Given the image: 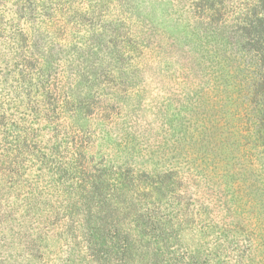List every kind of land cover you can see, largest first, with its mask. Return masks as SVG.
<instances>
[{
    "label": "rangeland",
    "instance_id": "374dc122",
    "mask_svg": "<svg viewBox=\"0 0 264 264\" xmlns=\"http://www.w3.org/2000/svg\"><path fill=\"white\" fill-rule=\"evenodd\" d=\"M120 1L29 0L19 18L15 0H0L11 61L0 75V264H264V239L249 249L247 227L229 229L223 211L226 182L264 173L251 128L264 136V87L234 54L204 51L242 40L232 0L221 1L225 47L205 38V0ZM18 29L57 59L54 98L31 93L45 100L37 108L15 100ZM71 70L63 90L78 93L55 108Z\"/></svg>",
    "mask_w": 264,
    "mask_h": 264
},
{
    "label": "trees",
    "instance_id": "16d2710c",
    "mask_svg": "<svg viewBox=\"0 0 264 264\" xmlns=\"http://www.w3.org/2000/svg\"><path fill=\"white\" fill-rule=\"evenodd\" d=\"M221 1L225 2V0H205L206 4L202 15L205 14L206 17H201L207 18L208 22L206 24L208 27L214 24V26H212L213 29L211 34L207 36L204 35L205 38L207 39V37L211 36V39L214 41V43H217L215 41L222 40L224 41V44H222V42L219 43L221 46L225 47L229 41L227 40V35L222 34V32L227 31V29L223 30L221 28L225 27L227 20L224 21V17L222 19L220 18L222 15H226L227 13L225 11L226 2L221 5ZM28 2L29 0H15L13 4L14 13H17L19 18L24 17L25 15L30 16L28 13L31 10V6ZM232 2L233 5L231 8L233 9V14L236 17L234 19L235 22H233L231 25L234 27V31L240 32L238 37L241 36L242 40L237 38L234 42L232 41L230 43L232 46L230 47V51H226V49L220 50V46L206 47L205 49L201 46L200 49H204L207 55L214 50L212 54H216V57H222L221 53H223V56H225V53L229 55L234 54V62L237 63L236 69L239 68V64L243 62V66L246 65L249 72L248 74H250L249 79L252 80V85L255 88H263L264 19L261 16V11H264V0H232ZM122 3H124V1L118 0L116 5L122 8ZM258 9H260V11ZM8 39L10 44H12L11 49L14 50L16 55V61L14 65H19V77L17 78L19 81L16 82L15 100L22 93L28 98V108H37L41 102L45 104L46 99L48 102L50 98H54V94L52 93L53 91L50 87V79L52 77V64H54L57 59H54V61L48 60L46 54L43 52L40 53L38 48L33 50L31 47L37 45L31 44L28 41L27 35L22 29L15 30L14 34H11ZM47 47L46 49L48 50ZM5 55L6 54L0 50V75L2 76L4 75V71L8 70V64L11 62L7 57L9 54L6 56V60L3 58ZM216 64L225 65L227 63L223 59L216 62ZM60 78L61 83H59V90H61V99H56L54 103L55 108H65L70 101L73 102L75 100V95L78 93L76 91H70L67 93L63 90L65 82L68 86H70L72 82H76L77 75L74 73V70L69 71L68 75L63 72L62 77L60 76ZM56 81L60 82L58 76ZM255 81H258V83L255 84ZM33 92H41L42 98L46 99L39 100L34 98L35 95H31ZM251 94H253L251 96L252 100L256 97V90L252 91ZM254 127H256L254 131L256 138H264V136H262L260 133L259 126L256 125V121L251 128ZM262 145L264 144H261L260 146ZM253 173L254 175L250 176V178H246V174H244L240 177L241 179H237L233 183L226 182V187H230L232 189V196L231 198L224 199L226 208L223 210L228 214L227 217L231 218L228 225L230 226L229 229H234V231L238 233L241 231L239 226L247 227V229L240 233H242L247 238L249 249L252 248L254 242L263 246L262 240L264 239L261 229L264 223V188H261L260 184V181H264V177H262L264 173ZM257 187L260 188L256 189ZM257 192H262V194ZM227 217L224 216V219H227ZM254 225L256 229H259V239L253 236V232H251ZM227 230L228 228L225 227V229H222L221 232L224 233ZM252 253L253 251H248L249 256L252 255ZM243 259V257H240L239 260L236 259V264H243Z\"/></svg>",
    "mask_w": 264,
    "mask_h": 264
}]
</instances>
